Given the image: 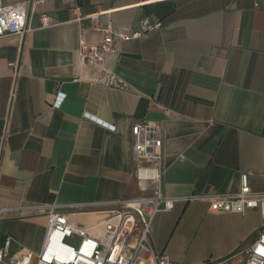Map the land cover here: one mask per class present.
<instances>
[{"label": "crops", "instance_id": "0c3cea01", "mask_svg": "<svg viewBox=\"0 0 264 264\" xmlns=\"http://www.w3.org/2000/svg\"><path fill=\"white\" fill-rule=\"evenodd\" d=\"M73 8L81 17L109 13L99 21L117 29L160 25L89 69L74 53L81 32L97 35L89 19L73 21ZM41 15L52 24L41 27ZM28 25L22 37H0V248L9 237V258L37 253L47 228L43 211L17 208L48 203L154 190L175 198L150 230L153 248L174 264L223 259L261 225L256 209L213 212L206 201L181 198L236 192L243 173L251 189L264 190V0H43L30 7ZM142 121L162 138V176L144 193L131 134ZM62 211L75 226L100 217ZM217 230L232 240L211 252Z\"/></svg>", "mask_w": 264, "mask_h": 264}, {"label": "built area", "instance_id": "2783aa9c", "mask_svg": "<svg viewBox=\"0 0 264 264\" xmlns=\"http://www.w3.org/2000/svg\"><path fill=\"white\" fill-rule=\"evenodd\" d=\"M72 1V0H66ZM43 0H0V37L18 35L31 31L28 25L30 7ZM32 10V9H31ZM71 9L73 21L83 18L91 21V30L97 37L87 39L80 33L74 53L77 63L86 68L103 67L117 57L118 43L141 39L147 32L159 26L141 21V29H117L109 22L100 23L99 17L109 13L96 12L86 17ZM41 27L52 23L48 16H40ZM13 71L18 64L10 63ZM59 95L54 106H59ZM132 159L135 166V181L142 193L151 191L162 176V138L160 128L146 121L136 122L131 127ZM177 199L166 197L154 190L151 195L120 198L114 201L84 204L57 205L48 203L30 207L41 210L47 216V228L43 243L37 253L25 252L17 259L7 255L10 238L6 237L0 248V264H174L166 253L157 252L150 242V230L154 217L161 211L171 210ZM184 202L206 201L209 210L242 214L248 209H257L262 216L254 241L241 245L233 253L220 260H208L201 264H264V190L250 188L248 173L239 176V189L233 193L191 195L181 198ZM62 209L90 212L100 215L91 227L75 226ZM5 209H0V215ZM70 243L68 241H74Z\"/></svg>", "mask_w": 264, "mask_h": 264}, {"label": "rangeland", "instance_id": "374dc122", "mask_svg": "<svg viewBox=\"0 0 264 264\" xmlns=\"http://www.w3.org/2000/svg\"><path fill=\"white\" fill-rule=\"evenodd\" d=\"M256 211H258V210L256 209ZM257 230H258V228L255 231H253L250 235H248L245 239H243L239 243L237 248H239L241 245L249 244L252 241H254L255 238L257 237V234H258ZM209 238H210L209 239L210 241H208V243H207V245H208L207 250H209L211 252H217V251L223 249L232 240L231 234L223 233V232H221V230H217L215 232H212V234L210 235ZM68 242L73 244V243H76L77 241L74 240V241H68ZM204 244L202 245L203 247H205Z\"/></svg>", "mask_w": 264, "mask_h": 264}]
</instances>
